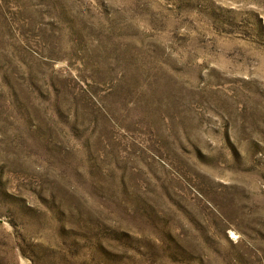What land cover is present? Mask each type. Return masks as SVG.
<instances>
[{"label": "rangeland", "instance_id": "374dc122", "mask_svg": "<svg viewBox=\"0 0 264 264\" xmlns=\"http://www.w3.org/2000/svg\"><path fill=\"white\" fill-rule=\"evenodd\" d=\"M0 264H264V0H0Z\"/></svg>", "mask_w": 264, "mask_h": 264}]
</instances>
